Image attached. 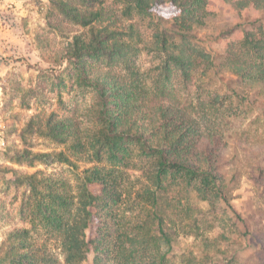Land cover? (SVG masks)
I'll return each instance as SVG.
<instances>
[{"label": "trees", "instance_id": "obj_1", "mask_svg": "<svg viewBox=\"0 0 264 264\" xmlns=\"http://www.w3.org/2000/svg\"><path fill=\"white\" fill-rule=\"evenodd\" d=\"M57 3L64 20L87 31L44 59L66 60L69 80L89 101L69 108L60 99L63 113L34 114L20 133L24 147L8 155L28 168L48 159L88 167L75 186L56 173L11 169L13 187L24 190L25 226L6 235L0 264H177L170 258L177 237H204L220 210L239 218L231 203L239 178L222 173L220 159L234 121L250 115L247 98L237 88L222 94L210 85L228 73L244 91L264 95V0ZM220 6L237 22L217 65L194 38ZM160 12L173 31H157L148 41L140 22ZM144 53L158 60L148 72ZM34 139L64 150L36 152ZM211 259L206 252L180 264Z\"/></svg>", "mask_w": 264, "mask_h": 264}, {"label": "rangeland", "instance_id": "obj_2", "mask_svg": "<svg viewBox=\"0 0 264 264\" xmlns=\"http://www.w3.org/2000/svg\"><path fill=\"white\" fill-rule=\"evenodd\" d=\"M58 1L0 0V245L8 232L25 226L19 216L24 190L13 187L11 169L20 174L38 170L56 173L75 186L83 169L88 167L80 164L76 170L48 159L35 168H28L13 164L8 155L10 150L24 147L20 133L31 116L63 113L60 99L69 108L84 107L89 101L69 80L64 71L66 60L48 63L44 59L56 57L69 47L75 34L87 31L64 20ZM234 14L220 6L204 27L195 30L194 42L203 46L217 65L224 60L225 40L237 22ZM140 25L148 41L157 31H173L170 17L163 12L155 14L153 21L140 22ZM157 64L153 54L142 55L141 65L146 72ZM60 79L66 82V87H59ZM232 80L233 76L225 73L214 77L210 87L222 94L237 88L241 97L247 98L244 106L250 115L248 119L234 121L229 147L220 159L222 173L227 177L236 174L239 178L240 184L231 202L239 218L228 209L220 210L216 226L204 237H177L170 252V258L177 264L190 257L203 259L206 252L213 258L210 264H264V173H261L264 170V95L248 93ZM34 144L36 152L64 150L49 140L34 139ZM137 177L138 174L133 179ZM201 206L207 208L206 204Z\"/></svg>", "mask_w": 264, "mask_h": 264}]
</instances>
